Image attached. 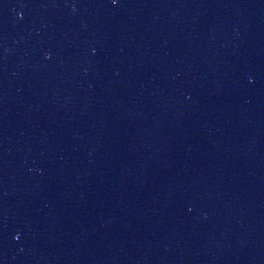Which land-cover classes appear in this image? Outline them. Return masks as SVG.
I'll return each mask as SVG.
<instances>
[{"label":"water","instance_id":"water-1","mask_svg":"<svg viewBox=\"0 0 264 264\" xmlns=\"http://www.w3.org/2000/svg\"><path fill=\"white\" fill-rule=\"evenodd\" d=\"M0 264H264V0H0Z\"/></svg>","mask_w":264,"mask_h":264}]
</instances>
